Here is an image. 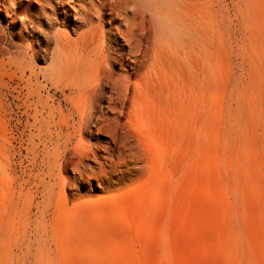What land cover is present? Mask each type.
Masks as SVG:
<instances>
[{
    "label": "rangeland",
    "instance_id": "obj_1",
    "mask_svg": "<svg viewBox=\"0 0 264 264\" xmlns=\"http://www.w3.org/2000/svg\"><path fill=\"white\" fill-rule=\"evenodd\" d=\"M184 1L190 29L117 123L136 167L59 188L42 218L30 158L1 143L0 264H264V0Z\"/></svg>",
    "mask_w": 264,
    "mask_h": 264
},
{
    "label": "bare ground",
    "instance_id": "obj_2",
    "mask_svg": "<svg viewBox=\"0 0 264 264\" xmlns=\"http://www.w3.org/2000/svg\"><path fill=\"white\" fill-rule=\"evenodd\" d=\"M0 10V91L14 82L24 90L13 99L22 101L15 125L0 118V145L12 155L25 149L44 218L59 188L90 178L108 184L122 165L137 166L117 123L125 104L151 88L191 14L184 0H0ZM51 88L69 91L68 106Z\"/></svg>",
    "mask_w": 264,
    "mask_h": 264
}]
</instances>
